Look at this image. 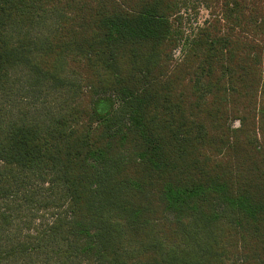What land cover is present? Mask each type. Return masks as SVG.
<instances>
[{"label":"trees","instance_id":"trees-1","mask_svg":"<svg viewBox=\"0 0 264 264\" xmlns=\"http://www.w3.org/2000/svg\"><path fill=\"white\" fill-rule=\"evenodd\" d=\"M263 68L264 0H0V264H264Z\"/></svg>","mask_w":264,"mask_h":264},{"label":"rangeland","instance_id":"rangeland-1","mask_svg":"<svg viewBox=\"0 0 264 264\" xmlns=\"http://www.w3.org/2000/svg\"><path fill=\"white\" fill-rule=\"evenodd\" d=\"M191 16L189 15L187 17V23L185 24V28L187 33H191L194 28H196L199 25H202L203 22L208 18V12L206 11L205 8H201L198 13H190ZM177 56L179 57V53H177ZM25 88V86H24ZM34 97V95H33ZM8 105L11 107H14L16 109H19L21 107H30L32 105V92L29 90H25L22 87H20L17 90H14L11 95L7 98ZM97 102H99V107L101 109L107 108L108 106V98L104 96H99L97 98ZM260 102L263 104L264 103V68H263V86H262V92L260 93ZM235 126H239L238 122L235 123ZM44 187L42 185H37V196H39V199H42V202H44V194L45 191L43 189ZM10 199L7 197L4 198L1 196L0 193V210H4L6 207L9 209L12 207L11 203L9 202ZM11 201V200H10ZM36 214V213H33ZM40 219L37 220V223L40 221L47 222L52 220V215L51 211L48 210H42L39 213H37ZM24 213L22 214V216ZM37 216V215H35ZM24 217V216H23Z\"/></svg>","mask_w":264,"mask_h":264}]
</instances>
